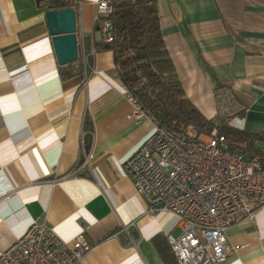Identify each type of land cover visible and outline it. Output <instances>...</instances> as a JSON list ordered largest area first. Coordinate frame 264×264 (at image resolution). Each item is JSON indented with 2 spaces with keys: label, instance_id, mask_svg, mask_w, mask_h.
<instances>
[{
  "label": "crops",
  "instance_id": "crops-1",
  "mask_svg": "<svg viewBox=\"0 0 264 264\" xmlns=\"http://www.w3.org/2000/svg\"><path fill=\"white\" fill-rule=\"evenodd\" d=\"M97 2H73L89 58L63 80L45 2L0 0V252L34 222L65 242L82 234L92 246L82 264H175L166 236L180 235L176 218L149 214L125 169L153 124L132 116L112 52L96 46ZM157 10L185 98L212 120L213 91L226 88L243 109L228 126L264 131V0H157ZM82 135L87 167L55 182L77 164ZM226 237L239 246L229 262L264 264V211Z\"/></svg>",
  "mask_w": 264,
  "mask_h": 264
},
{
  "label": "built area",
  "instance_id": "built-area-1",
  "mask_svg": "<svg viewBox=\"0 0 264 264\" xmlns=\"http://www.w3.org/2000/svg\"><path fill=\"white\" fill-rule=\"evenodd\" d=\"M109 13L110 0H98L95 24L104 43L112 42ZM77 50L85 66L89 54L83 38L77 40ZM213 98V128L209 135L195 140L161 127L128 97L132 116L138 122L149 120L153 130L125 162V169L149 214L159 212L176 218L180 235L166 236L175 264H234L229 260L239 246L228 243L226 230L234 225H252L264 211V166L258 157L232 152L218 132L243 109L226 88L215 89ZM84 137L74 169L55 182L73 178L87 167L91 155L85 150ZM134 225L121 226L120 231ZM91 249L82 234L65 242L45 223L33 222L0 252V264H82Z\"/></svg>",
  "mask_w": 264,
  "mask_h": 264
},
{
  "label": "trees",
  "instance_id": "trees-1",
  "mask_svg": "<svg viewBox=\"0 0 264 264\" xmlns=\"http://www.w3.org/2000/svg\"><path fill=\"white\" fill-rule=\"evenodd\" d=\"M73 2L46 0L45 5L49 11L61 10L73 8ZM107 19L112 25V42L96 46H104L112 52L118 78L129 96L168 131L195 140L209 135L212 120H207L185 98L165 48L157 0H110ZM71 66H59L63 80L73 75ZM89 128L87 133L91 131ZM219 132L232 152L246 158L258 157L264 166V151L256 146L264 143V131L238 130L222 125Z\"/></svg>",
  "mask_w": 264,
  "mask_h": 264
},
{
  "label": "water",
  "instance_id": "water-1",
  "mask_svg": "<svg viewBox=\"0 0 264 264\" xmlns=\"http://www.w3.org/2000/svg\"><path fill=\"white\" fill-rule=\"evenodd\" d=\"M44 3L46 0H36ZM45 22L59 66L73 64L78 60L77 50V14L73 8L50 10L45 15ZM92 137H84L85 150L89 151Z\"/></svg>",
  "mask_w": 264,
  "mask_h": 264
},
{
  "label": "rangeland",
  "instance_id": "rangeland-1",
  "mask_svg": "<svg viewBox=\"0 0 264 264\" xmlns=\"http://www.w3.org/2000/svg\"><path fill=\"white\" fill-rule=\"evenodd\" d=\"M218 132H219V130H218ZM220 133V132H219ZM207 135H204V136H201V137H206ZM257 147H259L261 150H263L264 151V143H258L257 145H256Z\"/></svg>",
  "mask_w": 264,
  "mask_h": 264
}]
</instances>
